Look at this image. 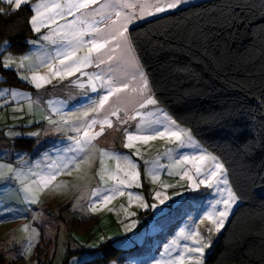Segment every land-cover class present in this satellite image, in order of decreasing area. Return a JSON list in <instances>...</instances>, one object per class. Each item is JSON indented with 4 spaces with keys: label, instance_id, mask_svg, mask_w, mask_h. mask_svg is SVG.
<instances>
[{
    "label": "rangeland",
    "instance_id": "rangeland-1",
    "mask_svg": "<svg viewBox=\"0 0 264 264\" xmlns=\"http://www.w3.org/2000/svg\"><path fill=\"white\" fill-rule=\"evenodd\" d=\"M204 1L207 0H186L177 9L135 20L129 26V30L145 21ZM32 2L35 3L36 0H32ZM2 4L3 2H0V7ZM11 7L13 8V6ZM72 19V16L66 17V20ZM64 22L65 20H57V24ZM48 31L49 29H42L40 33L33 31L35 38L29 41L36 40L38 43L35 45L29 43L31 51L28 50L22 54L9 52L1 58L3 60L9 54L17 58L23 55H31L36 59L37 54L39 57L38 61L33 60L29 67L17 69L13 66L12 68L19 80L29 84V86L22 87L13 86V89L18 88V91L30 96L31 99L18 98L13 100L10 97L8 101L2 100L0 102V164L11 165L15 170L12 174H8L4 170L5 178L0 179V253L8 261H17L18 258H22V264H36L34 253L37 245L44 237L46 242L51 243V255H53L51 264H63L69 250L95 248L103 242L113 240L117 248L128 250L125 264H160L161 261H166L171 256L178 254V250L172 244L173 240H177L181 248L185 244L195 246L190 240L181 237L182 232L185 234L199 232L209 245L205 248L202 257V264H205L234 210L241 202L238 199L232 205L224 227L219 232L210 231V229H214V225L211 221L206 220L205 216L212 211V205L215 204V201L224 198L226 186L208 188L201 185L199 189L193 190L189 187L190 182L187 179L181 180L180 176L176 174L181 169L173 167V164L182 155L191 156L203 152L217 156L201 145L189 127L178 123L161 106L154 95L157 101L155 105L140 108V97L131 91V88L137 85V80L133 78L135 69L127 58L122 59L123 54L119 49L114 53L116 59L111 67L112 72L129 82L127 100L122 104V107L126 108L128 115H136L139 112L142 116H136L135 120H130L127 124L111 117L113 127L108 128L105 125L103 135L93 141L94 149L85 153L70 151L74 141L70 140L69 137L76 136L77 133L70 130L71 125L60 123L61 114L68 117L72 113L83 112L91 104L89 97L96 99L103 94V90L94 93L88 87H78L74 83L75 81L79 80L87 84L88 80L87 76H82L80 73L67 76L62 81L58 78L53 79L51 84H46L41 89L35 88L33 84L20 78L21 76L30 77L32 75L30 68L38 65L41 57L55 54L59 45L40 39ZM85 51L82 50L76 55L83 56ZM107 67V65H101L100 68L92 66L83 69V71L97 73L106 70ZM39 73L51 78L47 68L39 71ZM0 78L4 79L1 71ZM15 101L17 104L4 108L5 104H13ZM29 104H31V108H29ZM38 104L41 106L39 107ZM57 107L60 108V113L53 111ZM164 115L175 120L179 128L189 130L198 147L194 148L187 145L179 147L177 143L163 138L153 139L148 143L135 142V146L131 149L124 147L127 142L126 131H135L141 123L150 131L151 129L147 128L148 122L163 119ZM121 116H124L123 111ZM45 117H51L58 123L50 124ZM94 117L95 114H92L88 119ZM36 121H43V124H35ZM82 123V121L75 122L76 126H80ZM154 127L161 126L154 125ZM99 130V126H96L90 132L94 133ZM21 136L27 138L41 137L39 147L45 146V150L37 154L33 151L26 152L15 149V140ZM169 148L172 149V152L165 154ZM101 150L120 157L129 156L138 166L137 170L140 173L139 180L142 186L124 188L123 196L116 195L106 204L97 203L98 198L92 196L95 190L100 189L103 193L105 189L115 186L114 181H108L105 184L100 180L99 173L102 166L108 173H115L122 178H127L124 176L126 171H133L125 166L122 159L119 162L120 170H118L117 160L102 155ZM73 156H76L77 160L80 161L79 169L71 164L67 167L64 166L65 162ZM218 160L222 163L219 158ZM193 163L199 164V162ZM193 163L184 164L182 167L190 169V174L194 175ZM206 167H211L210 161L206 162ZM153 168L160 177L155 183L148 176V172ZM49 172L55 174V180L42 190L34 187L33 194L38 197V202L31 203L27 199L29 194L23 190L24 185L39 181L40 175H47ZM16 173H19V178H17ZM225 176L229 182L227 171ZM105 179L107 180V175H105ZM165 185L173 186L165 187ZM228 186L231 187L230 183ZM261 190L264 192V187ZM129 192L134 194L131 200L128 197ZM156 192L161 193V198L167 196L169 199L161 204L155 198ZM137 195L142 196L143 200H136L135 196ZM141 203L148 206L141 207ZM63 204H69L72 211L79 212L86 218L95 217V221L87 223L86 228L83 227L84 225L69 227L66 221H62L59 217L62 215L66 219L69 218V214L62 208ZM152 205L156 207H152ZM93 206H95L96 211H92ZM215 209L222 211L223 205H215ZM141 214L146 216V220L139 219ZM26 227L27 231L24 230ZM29 237L32 238L30 242ZM92 257L84 253L73 257L71 264H82ZM109 264L120 263L115 258Z\"/></svg>",
    "mask_w": 264,
    "mask_h": 264
},
{
    "label": "trees",
    "instance_id": "trees-1",
    "mask_svg": "<svg viewBox=\"0 0 264 264\" xmlns=\"http://www.w3.org/2000/svg\"><path fill=\"white\" fill-rule=\"evenodd\" d=\"M0 9L9 13L0 15V44L7 40L6 51L27 52L35 38L29 24L33 11L28 5L13 11L5 3ZM128 34L152 94L222 161L241 202L205 264H264V0H207L145 21ZM0 71V83L29 86L14 70L0 65ZM14 146L35 152L39 139L17 138ZM62 208L69 218L59 217L69 227L95 221L69 204ZM50 245L42 237L36 264H51ZM127 251L111 240L69 250L63 264L84 253L93 257L82 264H109L115 258L125 264ZM0 264H22V258L8 261L0 253Z\"/></svg>",
    "mask_w": 264,
    "mask_h": 264
},
{
    "label": "snow or ice",
    "instance_id": "snow-or-ice-1",
    "mask_svg": "<svg viewBox=\"0 0 264 264\" xmlns=\"http://www.w3.org/2000/svg\"><path fill=\"white\" fill-rule=\"evenodd\" d=\"M0 2L13 6V11H19L22 6L28 5L34 13L29 20L32 30L35 33H40L42 29H49L48 33L44 34L40 39L59 45L54 55L41 57L40 63L30 68L32 75L30 77L21 76L22 80H26L33 84L35 88L41 89L46 84H51L53 79L58 78L62 81L67 76L80 73L82 76H87L88 80L87 84L79 80L75 81L74 83L78 87H88L94 93H99L103 90V94L99 95L98 98L92 99L89 97L91 104L83 112L79 114L72 113L68 117L61 114L60 123L71 125L70 130L77 133L76 136L69 137L70 140L74 141V144L69 149L70 151L85 153L94 149L95 145L93 141L103 135L105 125L108 128L113 127L111 117H115L117 121L127 124L130 120H135L136 116H142L139 112L136 115H128L126 108L122 107V104L127 100L129 82L112 72L111 66L116 59L114 53L117 49L123 54L122 59L127 58L128 62L135 69L133 78L137 80V85L132 87L131 91L140 97V108L157 103L152 94L147 74L143 71L135 55L133 41L128 34L129 26L137 19L177 9L186 0H36L35 3L32 0H0ZM6 14L9 13H5L3 9H0V15ZM67 16H72L73 19L66 20ZM57 20H65V22L57 24ZM28 43L35 45L38 41L32 40L28 41ZM8 47H10V43L6 40L3 44H0V52L6 51ZM82 50H86L85 54L77 56L76 54ZM32 61L33 57L31 55H23L17 58L9 54L3 60H0V65L5 70H11L13 66L17 69H23L29 67ZM101 65H107L108 67L106 70H101L97 73L83 71V69L92 66L100 68ZM40 67L47 68L51 78L41 75L39 73ZM5 94L10 95L13 100L18 98L31 99L30 96H26L15 89H0V96ZM29 108H31V104H29ZM53 111L57 113L61 112L58 107L54 108ZM122 111L124 112V116H121ZM92 114H95V117L88 119ZM45 119L50 124L58 123L51 119V117H45ZM76 121H82L83 123L80 126H76ZM154 125H160L161 127H154ZM96 126H99L100 130L94 133L90 132ZM147 128L151 130L148 131L145 125L141 123L135 131H126L127 142L124 147L131 149L135 146V142L148 143V141L157 138L168 139L171 142L177 143L179 147L186 145L194 148L198 147L193 141L191 132L187 129L179 128L176 121L167 115H164L163 119L148 122ZM171 152L172 149L169 148L165 154H170ZM102 155L117 160L118 170H120L119 162L122 159L125 166L133 171H126L124 176L127 178H122L115 173H108L102 166L99 173L100 180L105 184L108 181H114L115 186L105 189L103 193L100 189L95 190L92 196L98 198L97 203L106 204L116 195L123 196L124 188L142 186L139 180L140 173L137 170L138 166L129 156L120 157L103 151ZM209 161L211 162V167H206V162ZM193 162H199V164L197 165ZM188 163H193V167L195 168L194 175L190 174V169L182 167ZM69 164L77 169L80 168V161L77 160L76 156L68 159L64 166L67 167ZM173 167L181 169L176 174L180 176L181 180L187 179L190 182L189 187L193 190L199 189L201 185H205L208 188L220 185L226 186L224 188V192L226 193L224 198L215 201V204L212 205V211L208 212L205 216V219L211 221L214 225V229H210V231L215 230L219 232L224 227L232 205L239 199L232 188L228 186L229 182L225 176L227 170L224 165L219 162L217 157L202 152L198 155H182L180 159L174 162ZM4 170L8 174H12L15 171L11 165L0 164V179L5 178L3 175ZM33 174L39 175L38 173ZM105 175H107V180L105 179ZM16 176L19 178V173H16ZM148 176L154 183L160 179L159 174L154 168L148 172ZM53 180H55V174L49 172L47 175H40L39 181L25 184L23 190L29 194L27 199L33 204L37 203L38 197L33 194L34 187L42 190V188L48 187ZM169 186L173 185H165V187ZM133 195L132 192L128 193L130 200ZM155 198L161 204L166 199H169L167 196L161 198L160 192L155 193ZM135 199L142 201L143 197L137 195ZM219 204L223 205L222 211H216L215 209V205ZM140 206L147 207L148 205L141 203ZM152 207L156 206L152 205ZM92 211H96L95 206L92 207ZM24 230L27 231V227ZM180 235L183 239L190 240L195 246L185 244L181 248L179 242L173 240L172 244L178 250V254L171 256L166 261H161L160 264H202L205 248L209 245L204 241L201 234L199 232L189 234L182 232ZM31 239L29 237V242ZM169 254L171 255V253Z\"/></svg>",
    "mask_w": 264,
    "mask_h": 264
},
{
    "label": "crops",
    "instance_id": "crops-1",
    "mask_svg": "<svg viewBox=\"0 0 264 264\" xmlns=\"http://www.w3.org/2000/svg\"><path fill=\"white\" fill-rule=\"evenodd\" d=\"M3 44V43H2ZM29 51H31L30 50V48H29ZM10 51H4V52H0V56H1V58L3 57V56H5V53H9ZM12 53V52H11ZM33 57V60H36V61H38V54H37V58L35 59V57L34 56H32ZM40 63V62H39ZM46 68H44V67H41V68H39V71H42V70H45ZM12 70V69H11ZM4 79H2V80H0V82H2ZM26 83V82H25ZM0 89H13V86H10V85H6V84H2V83H0ZM18 89V88H17ZM16 89V90H17ZM21 89V88H20ZM28 90V89H27ZM11 96L10 95H8V94H5V95H3V96H0V102L2 101V100H4V101H8L9 100V98H10ZM33 103H35V102H33ZM15 104H17V102L15 101V102H13V104H5V106H4V108H7V107H9V106H11V105H15ZM38 106L40 107L41 106V104H38ZM44 106V105H43ZM1 108V107H0ZM35 124H43V121H36L35 122ZM45 134V133H44ZM43 134V135H44ZM43 137V136H42ZM18 138H27V137H25V136H21V137H18ZM37 139H39V142L41 141L40 139H41V137H37ZM1 146V145H0ZM45 146H41V147H39V148H37L36 150H35V152L37 153V154H40L43 150H45ZM34 153V152H33ZM34 155H36V154H34ZM7 158V157H6ZM7 159H9V158H7ZM10 160V159H9Z\"/></svg>",
    "mask_w": 264,
    "mask_h": 264
},
{
    "label": "built area",
    "instance_id": "built-area-1",
    "mask_svg": "<svg viewBox=\"0 0 264 264\" xmlns=\"http://www.w3.org/2000/svg\"><path fill=\"white\" fill-rule=\"evenodd\" d=\"M139 219H140V220H143V219L146 220V216H145V215L143 216V215L141 214L140 217H139Z\"/></svg>",
    "mask_w": 264,
    "mask_h": 264
}]
</instances>
